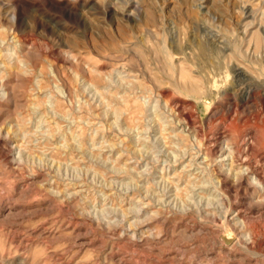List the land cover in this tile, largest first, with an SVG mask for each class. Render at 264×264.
I'll return each instance as SVG.
<instances>
[{"label":"rangeland","instance_id":"1","mask_svg":"<svg viewBox=\"0 0 264 264\" xmlns=\"http://www.w3.org/2000/svg\"><path fill=\"white\" fill-rule=\"evenodd\" d=\"M0 264H264V0H0Z\"/></svg>","mask_w":264,"mask_h":264}]
</instances>
